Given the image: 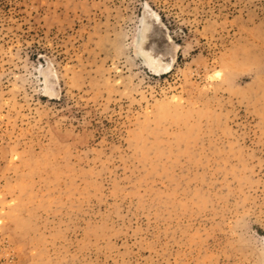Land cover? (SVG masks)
<instances>
[{"label": "rangeland", "instance_id": "rangeland-1", "mask_svg": "<svg viewBox=\"0 0 264 264\" xmlns=\"http://www.w3.org/2000/svg\"><path fill=\"white\" fill-rule=\"evenodd\" d=\"M0 264H264V0H0Z\"/></svg>", "mask_w": 264, "mask_h": 264}, {"label": "bare ground", "instance_id": "bare-ground-1", "mask_svg": "<svg viewBox=\"0 0 264 264\" xmlns=\"http://www.w3.org/2000/svg\"><path fill=\"white\" fill-rule=\"evenodd\" d=\"M145 25L139 51L144 53V63L154 75H161L172 69L174 61V45L165 32L166 26L162 23L160 15L147 3L144 5ZM141 36V35H140ZM144 65V64H143ZM51 71L47 72L45 81L48 88L45 94L54 95L57 81Z\"/></svg>", "mask_w": 264, "mask_h": 264}]
</instances>
